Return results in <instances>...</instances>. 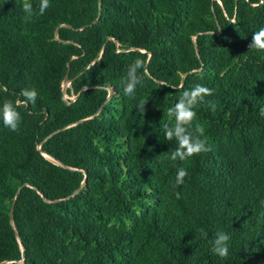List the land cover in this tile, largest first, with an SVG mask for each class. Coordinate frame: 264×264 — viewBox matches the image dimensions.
Returning <instances> with one entry per match:
<instances>
[{
    "label": "trees",
    "instance_id": "16d2710c",
    "mask_svg": "<svg viewBox=\"0 0 264 264\" xmlns=\"http://www.w3.org/2000/svg\"><path fill=\"white\" fill-rule=\"evenodd\" d=\"M22 3L0 0V103L38 96L19 131L0 120V263L264 264V0H50L31 23ZM196 84L211 151L171 161L161 124Z\"/></svg>",
    "mask_w": 264,
    "mask_h": 264
},
{
    "label": "clouds",
    "instance_id": "9594fccd",
    "mask_svg": "<svg viewBox=\"0 0 264 264\" xmlns=\"http://www.w3.org/2000/svg\"><path fill=\"white\" fill-rule=\"evenodd\" d=\"M50 7V0H39L34 7L31 0H23L22 10L25 13L23 20L26 23H31L38 16H43L46 10ZM249 49L264 51V28L252 34ZM149 75L148 67L145 61L141 59L133 60L126 68L125 75L121 78L120 84L123 94L131 99H135L137 86H142L145 78ZM23 101L13 102L4 100L0 103V120L5 127L12 132H17L20 129L21 115L17 110L19 103L36 102L38 93L35 89H24L21 92ZM213 95V90L200 84L194 85L189 90L181 92L176 103L167 109V122L161 124L164 137L167 141H175V148L170 150L171 161H186L191 157L197 156L203 152L211 151L207 145V140L201 139L205 135V128L202 124H195L196 112L194 109L201 103L205 102V98ZM146 102H141L140 111L144 113V105ZM211 111H216V103L207 101ZM260 114L264 117V108L260 110ZM188 172L185 168L179 167L176 170L175 182L173 187H178L184 183ZM179 196V193H177ZM204 237L207 233L200 229ZM231 235L223 231H217L215 238L211 241V251L218 257L224 259L229 255V241Z\"/></svg>",
    "mask_w": 264,
    "mask_h": 264
},
{
    "label": "rangeland",
    "instance_id": "374dc122",
    "mask_svg": "<svg viewBox=\"0 0 264 264\" xmlns=\"http://www.w3.org/2000/svg\"><path fill=\"white\" fill-rule=\"evenodd\" d=\"M68 87H69V83H68V81L66 80V81L64 82V84H63V90L65 91L64 98H65L66 100H68V99H72V97L74 98V96H75V95L70 96V95H68V94L66 93V90H67ZM71 95H72V94H71Z\"/></svg>",
    "mask_w": 264,
    "mask_h": 264
},
{
    "label": "water",
    "instance_id": "95a60500",
    "mask_svg": "<svg viewBox=\"0 0 264 264\" xmlns=\"http://www.w3.org/2000/svg\"><path fill=\"white\" fill-rule=\"evenodd\" d=\"M65 81H66V80H65ZM65 81H64V82H65ZM11 218H12V216H11ZM0 264H1V263H0Z\"/></svg>",
    "mask_w": 264,
    "mask_h": 264
}]
</instances>
